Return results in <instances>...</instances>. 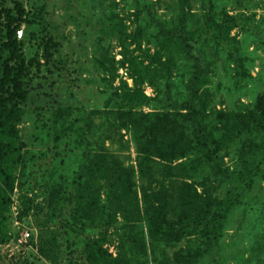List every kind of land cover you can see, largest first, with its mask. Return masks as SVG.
Wrapping results in <instances>:
<instances>
[{
    "label": "rangeland",
    "instance_id": "rangeland-1",
    "mask_svg": "<svg viewBox=\"0 0 264 264\" xmlns=\"http://www.w3.org/2000/svg\"><path fill=\"white\" fill-rule=\"evenodd\" d=\"M190 6L193 16L184 20L178 0H0V9L22 10L28 19L17 35L25 53L27 91L19 102L23 113L19 129L29 152L24 173L11 194L6 222L11 236L0 244V264H76L71 249L66 250L59 222L50 218L55 198L50 195L53 181L47 171L65 155L56 154L57 109L74 110L67 119L79 117L81 111L86 116L94 109L102 112L93 116L95 131L86 128L85 120L77 123L86 136L78 138L80 144H72L65 157L72 180L79 166L88 165V160L83 162L84 152L92 149L94 154L103 145L126 165L137 167L136 141L127 128L115 126L119 119L113 113L123 102L114 90L120 92L124 81L147 95L140 106L146 111L183 108L193 100V82L199 87L196 95L209 88L207 108H215L214 120L220 111L234 116L254 107L264 93V0H190ZM221 10L236 17L229 38L219 37L216 31L214 21L223 19ZM176 26L183 47L166 43L168 32ZM131 57L141 61L143 70V81L137 77V84L130 76ZM106 58L115 62L113 72ZM199 73H203L201 78L195 79ZM233 135L231 147L221 150L212 162L214 170H207L212 174L211 184L199 186L200 191L211 188L214 196L225 198L242 184L237 173L256 146L264 144L263 132L245 126ZM217 163L221 171L216 174ZM137 181L140 188L143 180L137 177ZM72 208L65 202L61 216ZM89 231L81 237H92ZM53 232L62 248L50 246L51 257L43 244ZM108 239L104 247L115 256L119 240ZM185 244V240L171 245L158 241L156 251L165 249L171 264H182L174 254ZM215 257L221 264H264V179L256 178L242 205L225 220ZM145 264L153 263L149 259Z\"/></svg>",
    "mask_w": 264,
    "mask_h": 264
},
{
    "label": "trees",
    "instance_id": "trees-1",
    "mask_svg": "<svg viewBox=\"0 0 264 264\" xmlns=\"http://www.w3.org/2000/svg\"><path fill=\"white\" fill-rule=\"evenodd\" d=\"M178 2L184 20L193 16L190 0ZM13 10L0 9V244L11 236L6 224L11 194L18 177L24 173L29 156L19 129L23 116L19 102L26 97L27 91L25 53L17 35L28 19L22 10L15 13ZM219 14L223 19L214 21L216 31L219 37L229 38L236 17L224 10ZM207 15L212 17L211 12ZM178 31L177 26L173 32L169 31L166 43L183 47L178 41L181 37ZM235 50L239 52L240 48L236 46ZM130 60L131 78L135 84L137 77L142 82L141 61L133 57ZM106 61L113 72L115 62L109 58ZM174 62L171 56V63ZM201 74L195 79L201 78ZM196 86L193 82L190 87L193 100L186 101L183 108L146 111L140 106L147 95L138 86L130 87L124 81L120 92L114 90L123 102L113 113L119 119L115 126L127 128L136 141L137 167L126 165L103 145L94 154L92 149L84 152L83 162L88 160V165L79 166L78 175L72 180L68 177L65 157L73 149L72 144H80L78 138L86 136L77 123L85 120L86 128L95 131L97 125L93 116L102 112L94 109L86 116L81 111L79 117L67 119V114L71 117L74 110H56L57 119L53 124L56 154L65 155L59 164L54 162L47 171L53 181L50 195L55 198L54 203L53 200L50 203L53 205L50 218L59 222L66 250L71 249V260L76 264H145L149 259L153 264H171L165 249L156 251V242L171 245L182 240L186 244L175 252L177 262L221 264L215 256L221 248L225 220L242 205L256 178L264 179L260 158L264 144L256 146L237 173L242 184L231 195L220 198L214 196L211 188L200 191L199 186L211 184L209 175L212 174L207 170H214L212 162L217 161L221 150L231 147L233 133L239 128L249 126L262 131L264 139V93L252 109L234 116L220 111L214 120L215 108H207L209 88H205V94L196 95L199 90ZM219 171L221 166L217 163L215 173ZM137 177L143 180L140 188ZM65 202L71 203L73 208L68 215L61 216ZM88 230L93 236L83 239L81 234ZM73 234L76 237H72ZM110 236L119 240L115 256L104 247ZM50 246L62 248L56 232L46 240L45 246L43 244L44 252L52 257L54 250L51 254Z\"/></svg>",
    "mask_w": 264,
    "mask_h": 264
}]
</instances>
